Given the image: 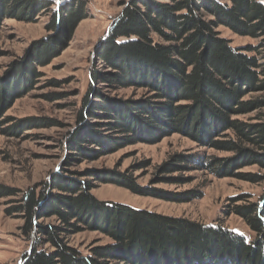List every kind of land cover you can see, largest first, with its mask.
I'll return each mask as SVG.
<instances>
[{"label": "trees", "instance_id": "16d2710c", "mask_svg": "<svg viewBox=\"0 0 264 264\" xmlns=\"http://www.w3.org/2000/svg\"><path fill=\"white\" fill-rule=\"evenodd\" d=\"M165 1L131 0L113 21L96 50L104 70L92 73L78 113L79 130L64 140L65 164L77 160L78 154L97 159L105 150L136 144L143 136L153 142L179 134L201 148L231 156L173 157L161 171L195 169L219 179L264 185L260 173H241L252 166L264 171V112L247 123L232 119L264 109V95L242 101L250 93L264 94V63L258 56V50L264 49V0ZM54 5L48 0H0V21L19 18L29 23L43 11L51 14L46 30L52 35L29 54L32 66L44 67L56 58L87 18L83 0L63 1L50 11ZM219 27L258 40V48L231 47L217 32ZM27 63L21 65V75L15 71L11 80H0V126L5 124L6 111L37 78ZM101 87L143 89L150 98H110ZM86 118L101 120L100 127L109 134L104 137L98 129L86 128ZM88 145L100 150L87 154L84 148ZM93 177L135 194H147L127 177ZM90 190L89 183L81 185L63 176H53L38 195L29 190L21 198L15 190L0 185V199L19 198L11 213L24 218V234L34 231L36 236L22 264H264V193L255 203L247 196L234 201L245 203L234 211L253 235L250 240L219 225L204 227L103 204ZM200 198L193 191L178 200ZM36 218L54 219L57 224L41 225ZM84 229L105 234L113 244L94 248L89 257L81 256L68 246L67 237Z\"/></svg>", "mask_w": 264, "mask_h": 264}, {"label": "rangeland", "instance_id": "374dc122", "mask_svg": "<svg viewBox=\"0 0 264 264\" xmlns=\"http://www.w3.org/2000/svg\"><path fill=\"white\" fill-rule=\"evenodd\" d=\"M48 1L55 4L51 11L58 3L68 0ZM83 1L87 18L79 23L66 49L44 67L32 66L33 60L30 63L28 56L38 43L52 35L46 30L50 12H41L29 23L21 22L19 18L0 21V80H11L15 71H22L21 65L28 64V61L37 74L27 93L15 100L4 114L5 124L0 126V185L15 190L21 198L29 190H34L38 195L53 176L74 178L81 185L89 183V194L103 204L127 206L160 218L184 220L204 227L219 225L251 240L253 235L234 211L235 207L244 206L245 203L234 201L247 196L251 203L257 202L264 193V185L231 178L219 179L195 169L172 173L161 171L163 165L172 163L173 157L231 156L226 152L201 148L185 135L174 134L153 142L150 137L143 136L136 144L118 150H105L97 159L83 158L78 154L75 157L77 160L65 164L68 151L64 140L79 130L78 113L82 109L90 77L94 71L104 70L103 64L96 58V50L107 36L113 21L131 0ZM216 30L233 48H258V40L237 36L224 27ZM155 40L160 43L158 38ZM258 53L264 63V49H259ZM101 89L110 98L130 101L150 98V94L143 89ZM263 95L250 93L242 101H253ZM262 112L264 109L232 119L247 123ZM84 122L86 128L98 129L101 136L109 134L104 131L105 127H100L102 121L99 119L86 118ZM84 149L87 154L93 149L100 150L93 145ZM241 173H260L264 176V171L261 172L256 166L245 168ZM93 175L104 180L111 178L109 176L127 177L137 190L148 195L135 194L111 183H101ZM193 191L201 194V198L190 202L178 200ZM19 198L0 199V264H22L36 240L34 231L29 236L24 234V218L11 213L18 206ZM35 222L41 225L57 224L54 219L36 218ZM67 242L83 257H89L94 248L113 244L105 234L88 229L69 235ZM44 248L50 251L48 246ZM104 264L118 263L105 261Z\"/></svg>", "mask_w": 264, "mask_h": 264}]
</instances>
